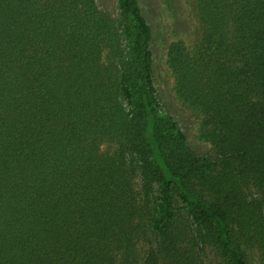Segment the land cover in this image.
<instances>
[{"label":"trees","instance_id":"1","mask_svg":"<svg viewBox=\"0 0 264 264\" xmlns=\"http://www.w3.org/2000/svg\"><path fill=\"white\" fill-rule=\"evenodd\" d=\"M197 3L202 41L171 42L167 63L213 158L161 110L139 0H117L118 17L0 0V264H192L162 229L174 188L220 264L253 248L264 264V0Z\"/></svg>","mask_w":264,"mask_h":264},{"label":"rangeland","instance_id":"2","mask_svg":"<svg viewBox=\"0 0 264 264\" xmlns=\"http://www.w3.org/2000/svg\"><path fill=\"white\" fill-rule=\"evenodd\" d=\"M100 9L112 17L119 16L117 0H96ZM142 12L151 25L153 38L150 48L153 56V74L156 95L161 110L170 113L179 127L186 134L189 147L198 155H214L213 146L201 138L202 114L190 108L175 92V81L172 70L167 63L168 45L173 41H182L192 53L198 49L202 41L203 26L198 11L197 0H139ZM101 149L104 152L115 150V145L105 143ZM136 185L141 186L140 176L136 178ZM173 209L175 220L165 218L162 229L172 231V237L177 241L182 255L193 258L192 264H220L218 253L203 242L193 239L194 224L190 215L189 206L183 202L176 188L173 189ZM153 196L159 199L160 187L155 185ZM142 199V197H141ZM164 234V233H163ZM161 232H152L151 241L138 243L141 253L152 247L156 248L164 235ZM259 253L254 248L248 249L247 260L250 264H259ZM158 264H167L159 256Z\"/></svg>","mask_w":264,"mask_h":264}]
</instances>
